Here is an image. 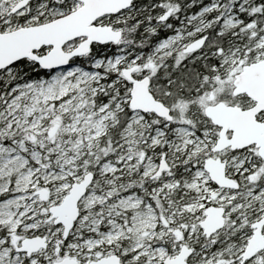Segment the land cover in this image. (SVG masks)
Returning <instances> with one entry per match:
<instances>
[{
  "label": "snow or ice",
  "instance_id": "6c2138e0",
  "mask_svg": "<svg viewBox=\"0 0 264 264\" xmlns=\"http://www.w3.org/2000/svg\"><path fill=\"white\" fill-rule=\"evenodd\" d=\"M0 264H264V0H0Z\"/></svg>",
  "mask_w": 264,
  "mask_h": 264
}]
</instances>
